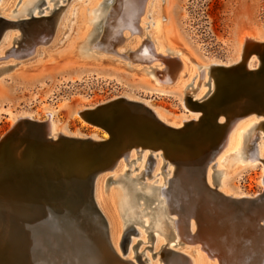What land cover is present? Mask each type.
<instances>
[{
  "label": "bare ground",
  "instance_id": "bare-ground-1",
  "mask_svg": "<svg viewBox=\"0 0 264 264\" xmlns=\"http://www.w3.org/2000/svg\"><path fill=\"white\" fill-rule=\"evenodd\" d=\"M19 1L0 0L1 13L3 16H11L13 20H8L5 16L0 19L22 21L31 16H48L51 12L56 13L54 10L65 0ZM84 1L78 0L67 7L49 36L46 21H26L27 23L15 26L0 21V60L25 59L21 63H12L9 60L0 65V81L8 67H18L28 60L49 55L63 38L70 33L78 35L82 31L84 35L81 40L87 46L82 47L78 54L71 52V58L85 65L105 64L121 68L142 77L146 85L145 91L150 95H172L174 91L173 96L177 98L181 110L179 116H166L153 107L149 99L135 94H124L121 98L111 99L115 106L124 108V114L118 118L130 115V124L138 133L154 127L153 119L161 125L160 129H167L170 134L206 123L210 137L208 155L193 175L192 182H189V191L183 188V184H186L183 173L185 168L175 150V146L178 149L179 145L174 143L169 146L171 144L166 140L159 142L154 139H136L111 169H103L96 174L92 185V198L105 221L109 248L114 254V257L109 254L112 258L107 261L108 264H137L136 261L141 264H217L214 259L221 261L223 255L231 264L233 258L230 253L238 252L241 247L247 249L246 256L245 253L241 255L244 264H264V221L255 227L252 222L254 219L250 221L246 209L239 211L234 208L237 200L249 199L250 195L231 184L233 178L239 181L247 169L254 168L257 164L260 170L258 184L261 186L264 183V109L261 108L264 107V96L258 106L246 104L245 100L244 104L235 107L224 105L217 109L219 101L226 95L233 94L236 89L227 76L228 70L239 69L245 73L250 71L246 74L250 76L254 73L253 76L256 77L264 75V30L261 34H242L233 43V58L226 62L211 57L201 61L191 60L188 52L171 43L161 30L163 15L160 6L163 0H86L90 7L86 9L85 15ZM87 24H90L89 28ZM7 29L17 30L19 35L11 32L6 34ZM11 41L12 46L8 48ZM93 45L102 52L100 54H109L116 59L105 55L92 59V50L89 48H93ZM195 89L197 93L191 97L189 93ZM251 90L252 97L262 96L261 92L255 94ZM107 102L109 101L90 106L79 105L74 112L80 116L85 110L94 109ZM130 103L142 104L152 115L136 106L128 105ZM44 114L46 120L39 121L33 119L32 113L28 111L8 112L7 116L11 120L9 130L18 124L19 131L27 127L23 124L25 119L47 122V135L52 144L46 151H42L46 155L58 152L55 141L62 137L110 141L105 131L101 138L94 134L88 137L67 134L63 128L55 126L53 109H46ZM215 114L217 116L214 119ZM211 119H214L217 126L215 130L210 126ZM22 144L20 139L16 141L13 152L17 153ZM73 146H78V143ZM23 149L26 148L23 146ZM222 163L225 168L221 167ZM91 164L89 162L87 165ZM52 167L54 168L53 165L49 166L47 173ZM195 167L196 164L190 166ZM67 175L56 177L54 172L48 174L50 179L59 182L56 183L57 186L65 193L54 204L48 205L34 197L33 200L22 199L23 202L16 204L13 209H0V254L6 255L9 263H98L90 253L91 249L88 250L91 242L89 238L93 233L83 239L63 229L62 222L65 220L71 225L90 221L98 224L97 219L85 207L88 195L86 187L83 189V202L76 209L73 206L72 218L68 196L80 183L78 178H74V174L73 177ZM106 181L116 185L120 216H117L114 204V211L106 214L100 206L104 205L100 190ZM185 191L190 196L191 193L195 195L192 199L188 198ZM111 194L109 190V195ZM194 199H203L204 202L209 200L212 208L201 207L198 212L191 208ZM262 217L264 213L260 218ZM207 219L211 224L202 229L201 225ZM129 228L134 229L135 236L130 237L128 246L122 253L121 241L124 234L130 232ZM246 229H253L256 239L253 235L245 236ZM15 235L18 237L14 240ZM197 243L201 245H195ZM148 250L152 251L150 255ZM220 264L226 263L221 261Z\"/></svg>",
  "mask_w": 264,
  "mask_h": 264
},
{
  "label": "rangeland",
  "instance_id": "rangeland-1",
  "mask_svg": "<svg viewBox=\"0 0 264 264\" xmlns=\"http://www.w3.org/2000/svg\"><path fill=\"white\" fill-rule=\"evenodd\" d=\"M17 1L18 0H16V2ZM75 1L76 0H65L64 3L61 4L63 7L54 13L53 16L55 24L67 7L73 5ZM83 3L85 15L86 9L90 6L86 0ZM160 9L163 15L161 19L162 32L165 33L166 38L171 43L185 49L191 60L201 61L211 57L226 62L229 58H233V43L235 44L242 34H261L264 30V0H163L161 1ZM4 16L0 10V17ZM5 18L13 20L11 16H5ZM238 22L240 25L237 29L236 24H238ZM87 25L89 28L90 24ZM5 31L6 34L11 32L13 35H19V31H14V29H7ZM82 35H84L82 31L79 32L78 35L70 33L62 39V42L57 44V47L51 50L53 52L49 51L51 52L49 55L45 54L46 56L44 57L40 56V58L36 57L32 60H28L23 63L25 66L19 64L20 66L18 67H8V71L5 70L8 73L6 72L0 81V139L5 136L11 126V120L7 116L8 112L28 111L32 113L33 119L45 121L46 115L44 111L46 109H53V121L55 126L63 128L67 134H80L84 137L94 134L101 138L104 131L97 126L85 122L80 116L75 114L74 111L79 105L90 106L102 101H109L112 98H121L124 94H135L146 100L149 99L150 104L159 109V111L166 116L174 117L180 115L181 110L177 98L173 96L175 94L174 91L172 95H150L145 91L146 85L142 77L132 75L133 73L126 72L121 68L105 64L85 65L71 58L72 55L69 56L71 52L78 54L80 52L79 50L86 45L84 40H81ZM11 46L12 41L9 43L8 48ZM74 47L76 48L75 51ZM92 47L94 49L89 48L92 50L90 52L92 53L90 55H93L92 59L105 55L100 54L102 52L95 49L96 45ZM105 56L116 59V57L109 54ZM9 60L12 63H21L25 59H2L0 60V65H4L5 62H9ZM226 73H228L227 76L234 83L236 89H234L235 91H233V94L230 93L219 101L217 109H220L224 105H232L235 107L236 105L244 104L245 100L246 104L256 106L261 104L264 92L260 89V85L252 82V79L258 76L256 77L254 75L252 78L251 75L249 76L239 69H230ZM201 76H203V73ZM251 89H253L255 94H260L261 92L262 96L257 98L254 94L255 96L252 97L250 95ZM196 93L197 89L190 92L189 95L192 97L195 96ZM233 97H236V99ZM261 108L264 109L263 106H261ZM208 111L212 112V110ZM205 126L207 127L206 123H201V125L171 133L172 137L175 138L176 143L179 145L178 149H176L177 145L175 146V150L185 168L183 171L186 183L183 184L184 190H190L189 187H191V185H189V182H192L193 175L208 155L210 137L207 132L208 127L206 128ZM28 132L29 129L25 127L16 134V141L20 139V143H23L22 146L17 149V153L13 152V156L15 155V160L18 165L25 166L27 164L25 152L29 149L27 146L28 143L25 142V137ZM63 140L59 138L55 141L57 151L69 145L63 142ZM258 140L259 138L257 142ZM23 146L26 149H23ZM197 150H201V152L199 153ZM199 154L202 155L203 159ZM191 164H196V167L190 168ZM221 167L225 168L224 163H222ZM126 169L127 166L124 167V170ZM1 170H3V166H1L0 161V174L3 173ZM259 172V164H257L256 167L247 169L239 181L234 178L231 181L233 186H238L243 193L250 195L249 199L237 200L234 208L239 211L241 209H246L245 212L250 216V221L254 219L252 222L255 227L261 224V221H264V217L260 218L264 213V183H262L261 186L258 184ZM113 178L115 179V177ZM0 190H3V192H0V209L3 210L4 208H15L16 204L23 202L22 199L26 201L28 198H31L30 200L34 199L33 196L28 197L26 195L22 198V194L15 192L13 188ZM109 190L112 192L111 195H109ZM117 191L115 184H111L109 181L103 182V187L100 192H102L103 195L104 205L100 206L105 211V214L107 212L110 213L111 210L114 211L115 207L117 216H120L116 196ZM185 195L191 198L195 194L191 193L190 196V193L188 194L185 191ZM202 200L203 199H194L193 202H195L191 208L198 212L203 207H206L205 209L212 208V203H210L209 200L207 202ZM205 224L203 223L201 225L202 229H206L207 225L209 227L211 221L207 219ZM246 230L244 231L245 236L247 234L250 236L253 235L254 239H256L255 237L257 236L254 235L255 232L253 233V229ZM134 236L135 234H130L131 238ZM163 239L166 241L165 238ZM195 245L200 246L201 244L197 243ZM148 246H150V244ZM246 250L247 249L244 247H241L238 250L239 254L237 251H233L236 253L235 255L231 252L230 254L232 257L229 256L233 258L231 264H240L239 262L244 264V260L242 259L243 256L241 257V255L245 253L246 256ZM147 253L150 255L152 251L148 250ZM224 257L225 255L222 256L221 261L230 264V261ZM216 259H214L216 263L220 264L221 261ZM136 263L141 264L138 261H136ZM245 264L248 263L246 262Z\"/></svg>",
  "mask_w": 264,
  "mask_h": 264
},
{
  "label": "water",
  "instance_id": "water-1",
  "mask_svg": "<svg viewBox=\"0 0 264 264\" xmlns=\"http://www.w3.org/2000/svg\"><path fill=\"white\" fill-rule=\"evenodd\" d=\"M62 8L58 6L54 11L57 12ZM54 12H51L48 16H31L27 20L22 21H5L0 19L6 25H21L23 23L42 22L46 21L49 26V32L47 36L52 34L54 28ZM27 21V22H26ZM248 73L250 71H247ZM246 72V73H247ZM253 74L251 77L253 78ZM253 83L260 85V89L264 92V75L258 76L252 79ZM124 101V99H123ZM128 105L136 106L139 109L144 110L148 115H152L150 110L142 104ZM124 108L115 106L112 100L109 102L98 105L94 109L85 110L81 113L80 117L87 123L97 126L105 131L110 141H95L91 138L76 139V138H61L63 142L69 144L64 146L60 151L52 155H46L42 150H47L51 147L52 142L47 135V122H38L30 119H25L23 124L27 126L29 132L25 137L28 143V149L25 152V158L27 164L25 166L18 165L13 156V150L15 141L17 139L16 134L19 131V124L12 130H8L5 136L0 139V161L3 166V173L0 174V189L13 188L15 192L26 196H33L38 200H43L48 205L54 204L58 197L65 195L63 189L57 186V182L48 177L50 172H54L55 176L66 175L69 177L78 178L79 183L76 185L68 196V206L73 214V206L76 209L77 205L82 201L84 187L88 190V195L85 202V207L91 212L92 216L98 221V224L89 222L77 225L68 224V220L62 222L63 229L70 231L72 235L82 237H90L91 242L88 244V250L91 249L90 253L94 256L97 264H108L107 261L111 260V254L114 257L111 249L109 248V242L107 238V227L105 221L94 204L92 198V185L96 174L103 169H111L118 158L129 149L131 143L136 139H154L159 142H169V146L174 145L176 140L170 132L166 129H160V124L153 119L154 127L151 129L147 128L140 133L133 128L130 124V115H125L123 118H118L119 115L124 114ZM215 114L213 117L215 119ZM213 119V120H214ZM212 120V119H211ZM213 120L210 126L213 129H217L216 124ZM155 133V134H154ZM144 140V141H145ZM78 146H72L75 143ZM73 147H79L81 149L75 150ZM15 160V161H14ZM91 162V166L87 164ZM7 163V164H6ZM54 166L49 169V166ZM81 169V172H80ZM47 175V178L45 179ZM80 186V187H78ZM1 191V190H0ZM25 197V196H24ZM78 210V209H77ZM74 214L72 215L73 218ZM71 218V219H72ZM80 230H79V229ZM86 230V232H85ZM129 233L124 234L121 241V252L124 253L126 250L127 243L130 240V234H135L133 228H129ZM86 233V234H84ZM18 236H14V240ZM107 247V248H106ZM106 248V249H105ZM6 255L0 254V264H11ZM101 262V263H100Z\"/></svg>",
  "mask_w": 264,
  "mask_h": 264
},
{
  "label": "crops",
  "instance_id": "crops-1",
  "mask_svg": "<svg viewBox=\"0 0 264 264\" xmlns=\"http://www.w3.org/2000/svg\"><path fill=\"white\" fill-rule=\"evenodd\" d=\"M240 25V23L238 22V24H236V27H237V29H238V26Z\"/></svg>",
  "mask_w": 264,
  "mask_h": 264
}]
</instances>
